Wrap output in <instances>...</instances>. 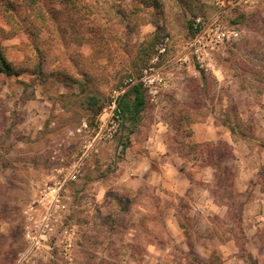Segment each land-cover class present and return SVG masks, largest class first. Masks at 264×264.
<instances>
[{
	"label": "rangeland",
	"instance_id": "obj_1",
	"mask_svg": "<svg viewBox=\"0 0 264 264\" xmlns=\"http://www.w3.org/2000/svg\"><path fill=\"white\" fill-rule=\"evenodd\" d=\"M196 19L237 33L208 68ZM0 49V264H264V0H0Z\"/></svg>",
	"mask_w": 264,
	"mask_h": 264
},
{
	"label": "built area",
	"instance_id": "obj_2",
	"mask_svg": "<svg viewBox=\"0 0 264 264\" xmlns=\"http://www.w3.org/2000/svg\"><path fill=\"white\" fill-rule=\"evenodd\" d=\"M254 3L255 0H228V7L229 9H234L242 6H251ZM192 31L193 37L189 47L197 63L204 68H208L212 64L213 52L219 50L225 44V41H229L233 35L237 34L233 30L227 32L216 19L210 22L196 19L192 24ZM150 69L152 70L153 68L150 67L143 70L138 78L125 79L111 89L110 99L105 108V118L102 119L99 132L97 133L99 138L106 139L110 137L121 125L123 117L121 100L132 85L136 83L142 84L151 95L157 91L156 85L160 78L154 73H148Z\"/></svg>",
	"mask_w": 264,
	"mask_h": 264
},
{
	"label": "trees",
	"instance_id": "obj_3",
	"mask_svg": "<svg viewBox=\"0 0 264 264\" xmlns=\"http://www.w3.org/2000/svg\"><path fill=\"white\" fill-rule=\"evenodd\" d=\"M193 22L190 21L188 23V27L192 30ZM0 72H3L7 75L17 74V71L12 68L10 63L6 60L2 50L0 49ZM142 84L136 83L132 85L128 93L133 96V99L130 103H125L124 101L121 102V108L123 113H130L131 116L137 115L139 112L143 110V106L145 103V97L143 93ZM224 123L229 127L232 133H236L238 131L237 126H235L230 120H225ZM249 138L248 136H246ZM211 167H213L217 172H219V166L216 162L208 163Z\"/></svg>",
	"mask_w": 264,
	"mask_h": 264
}]
</instances>
